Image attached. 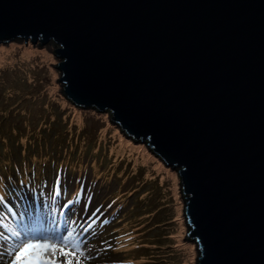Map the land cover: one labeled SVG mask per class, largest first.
Listing matches in <instances>:
<instances>
[{"label":"water","instance_id":"obj_1","mask_svg":"<svg viewBox=\"0 0 264 264\" xmlns=\"http://www.w3.org/2000/svg\"><path fill=\"white\" fill-rule=\"evenodd\" d=\"M13 41L161 170L176 264H264V0H0Z\"/></svg>","mask_w":264,"mask_h":264},{"label":"rangeland","instance_id":"obj_2","mask_svg":"<svg viewBox=\"0 0 264 264\" xmlns=\"http://www.w3.org/2000/svg\"><path fill=\"white\" fill-rule=\"evenodd\" d=\"M29 173L57 194L29 195L19 181ZM0 177V245L22 213L27 222L54 210L61 227L75 222L93 264H176L161 170L141 148L53 97L41 58L23 41L0 43Z\"/></svg>","mask_w":264,"mask_h":264},{"label":"snow or ice","instance_id":"obj_3","mask_svg":"<svg viewBox=\"0 0 264 264\" xmlns=\"http://www.w3.org/2000/svg\"><path fill=\"white\" fill-rule=\"evenodd\" d=\"M4 200L5 196L0 195V203ZM23 215L6 229L9 236L0 245V264H93L95 254L76 228L70 227L75 223L71 217L61 227L50 213L27 222Z\"/></svg>","mask_w":264,"mask_h":264},{"label":"trees","instance_id":"obj_4","mask_svg":"<svg viewBox=\"0 0 264 264\" xmlns=\"http://www.w3.org/2000/svg\"><path fill=\"white\" fill-rule=\"evenodd\" d=\"M42 92H43V89H42V91L40 92V93H36L37 94V98L40 96L39 94H42ZM50 166V165H49ZM60 170H62V169H60ZM33 174L32 173H29V177H23V178H21V180H19V178H15V179H18L19 181H20V188L22 187V189H23V186L29 181V179H31V181H32V176ZM36 175V174H35ZM0 179H2V177H0ZM28 179V180H27ZM27 181V182H26ZM40 186H42V188L43 187H45V184H44V182L41 184H39V186H35V187H33L34 189H39L40 188ZM42 190V189H41ZM40 190V191H41ZM41 193H43V191L41 192ZM150 221H151V219H149L148 221H146L145 223H146V225L147 224H149L150 223ZM144 223V224H145ZM161 262H162V259H161Z\"/></svg>","mask_w":264,"mask_h":264},{"label":"bare ground","instance_id":"obj_5","mask_svg":"<svg viewBox=\"0 0 264 264\" xmlns=\"http://www.w3.org/2000/svg\"><path fill=\"white\" fill-rule=\"evenodd\" d=\"M27 54H28V53H27ZM12 58H13V57H12ZM10 61H11V63H13L12 60H10ZM126 148H129V147L127 146ZM119 150H120V151H123L121 148H119ZM67 172L69 173V175H71V173H72V172L70 173V169H69ZM71 176H72V175H71ZM66 205L69 206V205H71V203H67Z\"/></svg>","mask_w":264,"mask_h":264}]
</instances>
